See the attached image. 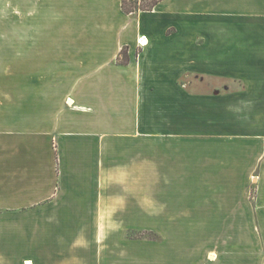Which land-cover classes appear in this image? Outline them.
<instances>
[{
  "label": "crops",
  "instance_id": "obj_1",
  "mask_svg": "<svg viewBox=\"0 0 264 264\" xmlns=\"http://www.w3.org/2000/svg\"><path fill=\"white\" fill-rule=\"evenodd\" d=\"M5 4L22 67L5 123L26 126L0 138V179L30 169L0 182V264H138L157 242L127 229L264 226V0ZM210 241L180 264L234 262Z\"/></svg>",
  "mask_w": 264,
  "mask_h": 264
},
{
  "label": "rangeland",
  "instance_id": "obj_2",
  "mask_svg": "<svg viewBox=\"0 0 264 264\" xmlns=\"http://www.w3.org/2000/svg\"><path fill=\"white\" fill-rule=\"evenodd\" d=\"M18 4L20 5V2ZM6 12L5 0H0V138L3 137L4 139L6 138V135L11 137L10 134H6V131L14 132V135H16L18 131L23 130L26 126L24 123H20V125L5 123V117L7 116L6 104L8 103V105H11L12 102L20 100L19 97L22 92V67L21 65L9 64L13 61L12 59L16 57L17 51L5 50L6 31L13 26L9 23ZM139 38L138 44L140 46L144 45L145 42L141 44ZM121 57L124 58L122 55ZM121 57L119 59L120 61ZM64 102L66 103V100L64 101L63 99V107L65 106ZM25 131L31 132L32 130L25 129ZM34 131L36 132L37 130L35 129ZM14 151H16L15 148ZM59 164L60 162L57 157L54 165V169L57 172L60 170ZM31 165L33 167L31 171L34 173L31 177H35V185H33V187H37L40 183L38 182L40 180L39 177H43L40 176L41 173H47L48 169L44 162L39 163V165L34 163ZM29 169L30 167L21 162L18 166L16 165L12 169V172L8 174V177L5 176L4 173L2 174L4 175L3 177L1 175L4 179L3 184L8 181L7 184L13 185V187L19 188V186H28L27 178ZM2 178L0 179V182L2 181ZM44 182V178H42L41 183ZM253 195V192L249 194V200H252ZM21 196V194H14L13 200L15 201L16 198ZM158 203L159 209L165 207L164 202L159 200ZM29 209H32V207ZM213 229L214 227L202 226H143L135 229H127V237L135 240H152L157 242L158 247L156 254L143 257L137 262L138 264H167L170 263L173 254L175 255L174 264H180L181 260L178 259L185 254L184 252H189L190 255L194 257L199 251L204 252L209 246V243L211 242L210 239H212L214 234L216 235V241L221 243L220 248L223 250V254L229 255L230 252H234V258L237 256L233 263L227 262V264H264V226L237 225L221 227L220 235L219 232H217L218 230L213 232ZM215 229L219 228L215 227ZM167 239L170 241V246H167ZM208 250L209 251L206 252L205 261L204 259L201 261L197 259L195 264L207 263L206 259H208V254L210 253V250L214 249ZM189 259L193 260L195 258L189 257Z\"/></svg>",
  "mask_w": 264,
  "mask_h": 264
},
{
  "label": "trees",
  "instance_id": "obj_3",
  "mask_svg": "<svg viewBox=\"0 0 264 264\" xmlns=\"http://www.w3.org/2000/svg\"><path fill=\"white\" fill-rule=\"evenodd\" d=\"M122 9L126 13H137L139 11H150L153 10L163 0H121ZM121 62H129V55L127 47L123 49ZM120 59V57H119Z\"/></svg>",
  "mask_w": 264,
  "mask_h": 264
},
{
  "label": "built area",
  "instance_id": "obj_4",
  "mask_svg": "<svg viewBox=\"0 0 264 264\" xmlns=\"http://www.w3.org/2000/svg\"><path fill=\"white\" fill-rule=\"evenodd\" d=\"M146 41V36H141L140 38H139V42L141 43V44H143L144 42Z\"/></svg>",
  "mask_w": 264,
  "mask_h": 264
}]
</instances>
